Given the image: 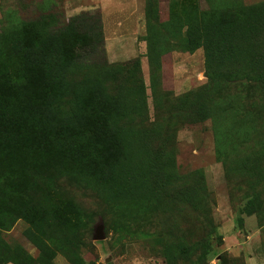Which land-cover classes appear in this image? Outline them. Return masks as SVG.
<instances>
[{"label": "rangeland", "instance_id": "374dc122", "mask_svg": "<svg viewBox=\"0 0 264 264\" xmlns=\"http://www.w3.org/2000/svg\"><path fill=\"white\" fill-rule=\"evenodd\" d=\"M0 100V264H264V0H0Z\"/></svg>", "mask_w": 264, "mask_h": 264}, {"label": "trees", "instance_id": "16d2710c", "mask_svg": "<svg viewBox=\"0 0 264 264\" xmlns=\"http://www.w3.org/2000/svg\"><path fill=\"white\" fill-rule=\"evenodd\" d=\"M216 26H217V23L212 22V23H211V26L208 25L207 27H211V31L214 32V30L216 29ZM207 27L201 26V28H200V31L205 35L204 37H205V39H206V42H208V38L211 37V36L205 34V33H206V30H207ZM214 28H215V29H214ZM192 35H193V34H192ZM191 41H192L193 45H196V46H199L200 43H201V41L198 40V38H197V39H192ZM0 101H1V103H6L5 101H2V100H0ZM46 119H47L48 121H50V122H54L55 125L62 123V122H60V120H58L57 122L54 121V116L51 114V111L49 112V114L46 115ZM94 121H95V122L98 121V116H97V115H95V119H94ZM106 132L110 135V137H114V138H116V139H119V137H118L119 134H118V131H117V130H115V129L108 130L107 128H103V129L101 130V133H102V134H103V133H106ZM107 138H109V137H107ZM87 139L91 141V146H95V145H97L96 143H98V141H99V139H98V130H97V129L92 130V134H91ZM69 141H70V140H69ZM70 142H71L70 145H71L73 148H75V146H76V147L81 146V143H82L81 141H78L77 139H76V142H75V143L72 142V141H70ZM7 174H11V173H7ZM15 179H17V178H15ZM15 179L12 180V181L10 182L11 185H16V184H17L16 181H15ZM18 187H19L18 185L15 186V188H16L15 190H16V191H17Z\"/></svg>", "mask_w": 264, "mask_h": 264}, {"label": "water", "instance_id": "95a60500", "mask_svg": "<svg viewBox=\"0 0 264 264\" xmlns=\"http://www.w3.org/2000/svg\"><path fill=\"white\" fill-rule=\"evenodd\" d=\"M105 237V230H104V223H99L95 227V234L94 238L95 239H102Z\"/></svg>", "mask_w": 264, "mask_h": 264}]
</instances>
